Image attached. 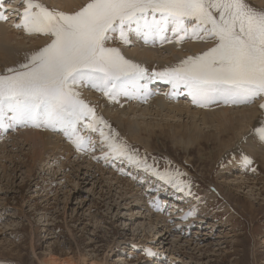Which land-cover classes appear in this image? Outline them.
Returning a JSON list of instances; mask_svg holds the SVG:
<instances>
[{
	"label": "rangeland",
	"instance_id": "obj_1",
	"mask_svg": "<svg viewBox=\"0 0 264 264\" xmlns=\"http://www.w3.org/2000/svg\"><path fill=\"white\" fill-rule=\"evenodd\" d=\"M247 3L256 11H264V1ZM24 8V0H3L0 7L6 17L0 18V23L19 32L10 42L13 46L15 41L26 44L28 38L35 40V35L24 32L22 26L16 27L22 24ZM115 33L111 34L113 44L121 50L122 41ZM45 36L49 44L52 38ZM216 43L213 40L210 46ZM128 45L133 46L131 42ZM153 65L151 69L157 70ZM140 84L135 95L143 94L144 82ZM104 98L103 107L114 104L112 98ZM130 99L123 100L122 107L132 104ZM259 99L264 104L263 94L241 105L223 101L213 104L254 108ZM85 104L94 115L79 124L96 125L88 135L98 138L103 131L100 138L105 139L115 134L118 142L135 153L136 162L121 156L127 163H117L120 173L106 165L97 168L84 148L81 158L61 152L58 157L53 151L43 154L41 162H32V144L19 136L33 125L0 127V264H43L49 254L70 257L75 264H264V110L262 131L247 127L252 143L239 147L235 115V129L221 133L197 118L191 122L187 114L177 120L167 117L166 109L157 116L152 109L150 115L139 116L142 110L135 108V114L120 118L126 122L129 117L144 138L155 131L145 145L141 139L128 137L125 124L117 127L100 111L102 108ZM127 109L124 112H129ZM156 124H163V134ZM174 124L184 125L190 132L181 135L171 128ZM80 127L78 133L87 136ZM197 134L206 137L195 143L188 141ZM96 148L93 146L94 152Z\"/></svg>",
	"mask_w": 264,
	"mask_h": 264
},
{
	"label": "snow or ice",
	"instance_id": "obj_2",
	"mask_svg": "<svg viewBox=\"0 0 264 264\" xmlns=\"http://www.w3.org/2000/svg\"><path fill=\"white\" fill-rule=\"evenodd\" d=\"M24 3L22 24L16 27L52 39L26 56L25 63L0 70V127L60 128L78 150L86 148L89 138L77 129L79 121L94 114L79 99L75 85L88 81L115 98L126 82L145 74L118 48L105 46L115 32L124 43H129L130 32L142 35L145 42L166 39L169 27L176 34L216 40L214 47L158 74L174 87L183 84L194 104L249 103L264 94V11L254 10L247 0H89L73 13L50 10L38 0ZM0 18L6 17L0 13ZM85 126L96 130L95 122ZM105 140L110 154L136 162L135 153L118 142L115 134ZM146 253L151 254L150 250Z\"/></svg>",
	"mask_w": 264,
	"mask_h": 264
},
{
	"label": "bare ground",
	"instance_id": "obj_3",
	"mask_svg": "<svg viewBox=\"0 0 264 264\" xmlns=\"http://www.w3.org/2000/svg\"><path fill=\"white\" fill-rule=\"evenodd\" d=\"M88 1L89 0H47L46 3L44 2L41 4L45 5L50 10L55 9V10L62 11L65 13H73L75 11H78L81 7H83V5H85ZM258 1L263 3L264 0H258ZM10 21L12 20L10 19ZM5 24L3 22L0 23V69L3 66L1 70L10 68V67H16L19 64L25 63L26 56H30L31 53H33L34 51H38L39 49L43 48L44 46L48 44L45 34L37 33L35 31H29L31 34L35 35L34 36L35 40L28 38L27 43L30 42L31 44L30 47L27 46V43L25 44L22 41H15L16 43L13 46V44L11 45V43L12 41L16 40L19 32L14 31V30H17L15 29V27H13V31H12L11 29H9L11 27H9L8 24L6 25ZM24 32H25V29H24ZM118 35H119L118 33L114 34L115 37H117ZM178 35L182 36L183 38L179 39ZM164 36H166L167 38L161 39L159 37H155V38H150L148 42H145V39L142 35L136 32H130L128 39H129V43L131 42L133 44L131 48L128 45L129 43H124L122 41L121 47H120L121 55H123L126 60H129L134 64L140 65V67L145 70V74L141 75L135 82H126L122 86L124 91H122L121 94L117 95L115 98H112L114 102L113 105H108V106L103 107L102 101L105 99L104 93L92 87L91 83L88 81L78 82L75 85V91L79 93V99L82 97V100L83 99L88 100L84 103L93 104L97 108H102L100 109V111H102L103 114L106 115V117H108L110 120L114 121L117 127H123V124H125V129L128 131V132L126 131L128 134L127 136L130 138H136V140L141 139V141H143L145 145L146 143L148 144L149 140L151 139V136L155 134V131L148 132V129H144L145 131L148 132L147 138H144L141 136V133H139L140 129H138V126L135 127L132 124L129 117H126L127 118L126 122H123L124 120L120 118L121 116H125L127 114L128 115L135 114L137 112L135 108L142 110L139 116L145 115V114L150 115L152 112V109H154V111H157L156 116L160 115V111L162 112V110L166 109L165 111L168 112L167 117H170V118L177 117L178 118L177 120H180L182 115L187 114L191 122H195L194 119L197 118L196 120H200L201 121L200 123L202 125L208 128L209 127H212L215 129L219 128V132L221 133L231 131L229 130L230 127H232V129H235V124H234V119H233V116L235 115L237 126L239 123V129H240V130L234 131V133H237V134L239 133L240 135L239 140H238L239 147L244 146L249 142L247 127L255 126L258 132L262 131L263 125H262V116H261L262 113L261 112L264 110V108L260 107L262 99L261 100L259 99L255 103L254 108H249L250 106H247L246 108L245 107L233 108L232 106H227V105L225 106L219 103L213 104L214 102L209 103L206 106H201L200 104L193 103L192 97L189 95L188 90L184 87L183 84H180L174 87L172 83H169L168 81H166L167 78H164V79L159 78L158 74L163 72L164 69L178 66L182 60H184L185 58L189 56L200 55L201 52L211 47L210 44L214 40L211 38L200 39L199 36H197L196 38H193L190 34L184 35V33L176 34L172 32L171 27H169L168 30L164 33ZM106 43L110 44L112 47H115L112 39L106 41ZM114 43L117 44V42H114ZM152 64H154L153 67L157 68V70L151 69ZM139 81L144 82L143 84L144 87L141 88L144 91L142 95H135L134 91L139 90V87L142 85L140 84ZM88 87L92 89L90 90V93L87 92ZM163 94L164 96H162ZM125 99L132 100L130 101L132 102V104H128L127 107L125 106L122 107L121 105L122 101ZM215 102H220V101H215ZM139 104H142V105H139ZM132 105H135V106L133 107ZM150 105H151V110L149 109ZM239 105H241V103ZM142 106H145L147 109H141V108H144ZM126 108H129V110L127 109L129 112H124ZM207 108H210V109H207ZM238 115L239 117H237ZM247 117L248 118L251 117V119L246 120ZM88 121H90V119ZM79 125L81 126L80 128L83 129L84 133H86L87 137L89 138V143L87 144V147L84 148L85 149L84 152L86 154H89V157L91 158V160L94 161V163H96L97 168H100L101 165H104V166L106 165L107 168L108 166H110L109 168H111L113 172L120 173V171L122 170L117 168L119 166L117 163L123 162V160L121 159V156L118 157L114 154H110V150L108 148L107 142L104 138H100L101 135H99L100 137L98 138L95 137V135L89 136L88 133L91 130H89L86 126H83V123L82 125L81 124ZM162 125L156 124L154 126L155 128L159 127V129L160 128L162 129V127H164ZM194 126H196V123L194 124ZM145 127H148V125ZM150 127L152 129V126H149V128ZM171 128L175 130V132H180L181 135H184V133L188 131V128L184 127V125H179V124H174L171 126ZM119 129L121 130V128ZM151 129H149V131ZM161 129H160V133L163 134V129L162 130ZM52 130H55L57 133H59L60 137L57 136V134L56 135L51 134L53 133ZM19 137H20V140H23L24 142L26 141L29 142V145L32 144V148H33L32 157H31L32 162H35V161L41 162L43 154H48L53 151L55 155H58V157L60 155L59 153L61 152L62 154H66V156H67V153H72L73 155H77L78 158H81V155H80L81 151L77 149L75 144H73L72 140L60 128L54 129L52 127H46L43 125L33 126L32 129L30 130L26 129V131L24 130V133L21 132V135ZM204 137H206V135L201 136L197 134L196 137L194 136L193 138H190V140L188 139L187 140L190 141L191 143H195V141H198L197 139H204ZM63 140L69 141V143L65 144ZM218 141L221 142L220 138H218ZM143 142H142V145H143ZM93 146L94 147L97 146V148L99 146L98 149L96 148V150L99 153H97V151L94 152ZM259 149H261V151L263 150L261 147ZM57 151L59 152L57 153ZM123 163L125 164L127 163V161L124 160ZM43 264H75V263L70 257H59L54 254H49Z\"/></svg>",
	"mask_w": 264,
	"mask_h": 264
}]
</instances>
